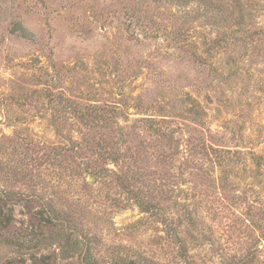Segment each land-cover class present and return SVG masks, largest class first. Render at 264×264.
<instances>
[{
	"label": "rangeland",
	"instance_id": "1",
	"mask_svg": "<svg viewBox=\"0 0 264 264\" xmlns=\"http://www.w3.org/2000/svg\"><path fill=\"white\" fill-rule=\"evenodd\" d=\"M223 1L237 0L215 9ZM240 1L264 33V0ZM141 2L0 0V191L15 197L0 264H76L61 260L50 221L105 264L124 252L183 264L174 233L190 264H264V171L248 154L264 152V46L174 51L135 24ZM196 5L200 46L214 35ZM203 146L236 155L220 172ZM108 152L116 163L101 165Z\"/></svg>",
	"mask_w": 264,
	"mask_h": 264
},
{
	"label": "trees",
	"instance_id": "2",
	"mask_svg": "<svg viewBox=\"0 0 264 264\" xmlns=\"http://www.w3.org/2000/svg\"><path fill=\"white\" fill-rule=\"evenodd\" d=\"M212 1L220 0H154L152 3H147L145 0H142L141 3L130 7L128 11L134 17L136 25L145 28L151 33L155 32V34L162 35L164 41H169L170 49L178 52H190L191 56L194 58H200L198 49L201 45L210 47L207 51L200 52H204V54H207L208 56H211L212 53H217L220 50L224 53L230 52V50L235 49V47L241 48L246 52L247 50H254L264 46V33L250 31V28H253L252 25L249 24L250 21H245L242 17L246 6L240 0L234 2L223 1L222 6L217 9H215L216 5L213 4ZM193 4H197L196 7L198 10L202 11L205 17L203 23L200 24L199 27H204L214 35L212 39H208L207 35H204V43L200 44V46L197 45L196 39L194 40L190 34L191 30L194 29V21L187 17L188 6ZM170 8H173L174 12ZM247 8L249 11L252 9L256 10L255 8H258V6L251 4V6L247 5ZM155 10L157 12L161 10L167 12L168 19L157 21L155 15L151 13ZM235 13L240 16H234ZM167 21L170 25H167ZM167 29L171 30V34L166 33ZM232 60L233 61L226 59L223 62V67L232 69L233 66L236 65V62H238L236 59ZM229 75L232 74L229 73ZM148 128L153 130L152 127ZM153 132L162 139H167L168 137L159 131ZM203 150V155L205 154V156L209 158V161L220 169V172H222L221 170L231 162L230 157H235L236 155V152L231 153L229 150L224 151L205 146H203ZM248 154L250 156L251 164L258 170L264 171V152L256 153L251 150ZM101 158H104L101 161V165L107 161L115 163L117 161L116 155L111 152L104 153ZM105 171L104 168H99L98 171H92V168H90L89 175L91 174L93 177L101 178L105 176ZM14 202L15 197L13 194L0 191V225H2L3 228L12 225V205ZM48 208L52 215H54V218H56L55 210L50 205H48ZM140 208H142L145 213L155 210L152 205L143 202L140 203ZM50 222L51 223L46 225L47 228L50 227L52 230L49 238L51 241L58 240L56 241L58 242L57 246L60 251H62L61 260L75 258L74 261L76 264H105L94 255L89 246H86V248L83 249V244L77 237L67 235L61 240L62 235L61 232L56 229L57 225L53 224L52 221ZM53 222H57V220L53 219ZM174 236L175 242L178 244L179 257L182 260V263L190 264L187 260V250L183 240H181L177 233H174ZM46 246L42 247V249L44 250ZM113 256L110 257L109 264H149L142 257L129 255L125 252L117 254L114 258Z\"/></svg>",
	"mask_w": 264,
	"mask_h": 264
}]
</instances>
